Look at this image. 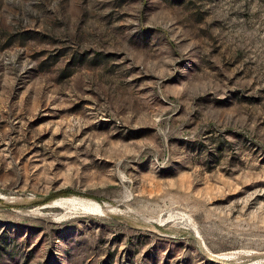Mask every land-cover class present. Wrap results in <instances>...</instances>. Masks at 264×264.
Returning a JSON list of instances; mask_svg holds the SVG:
<instances>
[{"label":"rangeland","instance_id":"obj_1","mask_svg":"<svg viewBox=\"0 0 264 264\" xmlns=\"http://www.w3.org/2000/svg\"><path fill=\"white\" fill-rule=\"evenodd\" d=\"M0 264H264V0H0Z\"/></svg>","mask_w":264,"mask_h":264},{"label":"bare ground","instance_id":"obj_2","mask_svg":"<svg viewBox=\"0 0 264 264\" xmlns=\"http://www.w3.org/2000/svg\"><path fill=\"white\" fill-rule=\"evenodd\" d=\"M55 204L61 207L69 208L70 210L71 209L81 210V211H84V213L99 212L101 210V206L97 202H94L92 200H87V199H80L77 197L62 198V199L55 201Z\"/></svg>","mask_w":264,"mask_h":264}]
</instances>
